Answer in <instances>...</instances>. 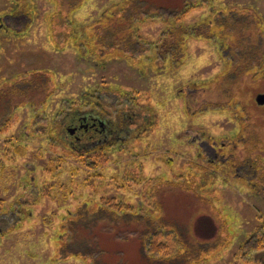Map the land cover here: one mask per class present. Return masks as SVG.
Returning <instances> with one entry per match:
<instances>
[{
	"label": "rangeland",
	"instance_id": "obj_1",
	"mask_svg": "<svg viewBox=\"0 0 264 264\" xmlns=\"http://www.w3.org/2000/svg\"><path fill=\"white\" fill-rule=\"evenodd\" d=\"M151 1L150 10L144 0H28L30 26L16 33L6 27L15 3L0 0V264H149L137 236L150 222H118L103 198L152 206V225L175 233L171 260L153 264H264V250H243L264 228V160L255 139L251 151L243 141L250 120L264 139V0L200 1L169 24L158 8L183 0ZM230 13L229 31L201 28ZM247 23L258 35L244 48L241 36L222 39ZM179 25L195 26L194 37L181 62L165 61L153 47ZM96 89L103 108L138 109L129 136L79 132L74 118ZM203 140L218 152L237 143L235 158L254 167L211 163ZM107 144L89 168L79 151Z\"/></svg>",
	"mask_w": 264,
	"mask_h": 264
},
{
	"label": "trees",
	"instance_id": "obj_2",
	"mask_svg": "<svg viewBox=\"0 0 264 264\" xmlns=\"http://www.w3.org/2000/svg\"><path fill=\"white\" fill-rule=\"evenodd\" d=\"M200 1H204V2H202L204 5L207 4L206 0H183L182 4H178V6L173 7L174 11H169V10L165 11L166 8L159 7L158 9L165 11L166 14L159 10L158 17L164 19L166 24H169L172 21L174 22L175 19L182 18V17L186 16L192 10L198 8V6L201 5ZM153 3L154 2H152L151 0H144V5L149 7L150 10L152 8H154L153 6H155V4H153ZM134 4H133V0H129L128 6L134 5ZM137 5L139 7H142L139 3ZM127 9L130 10V7H126V10ZM135 10L136 9H134V11ZM168 11H169V13H168ZM231 14L234 15V13H230V14H226V15L225 14L219 15V19H217L218 18V16H217L215 18V22H211L210 24L205 25L201 28L202 29L206 28L208 31L211 30V32H212V29H218V28L219 29H226V31H229V30H227V28H230V26H231V24H230L231 23L230 19L232 16ZM220 16H223V18ZM124 21H125L124 22V24H125L124 28L127 27L129 29V27H132V25H131L133 22L132 17L130 18V20H128V17H127V19ZM212 23H214L216 25H211ZM194 28H196V27L195 26L193 28L191 26L185 27L183 25L175 26V27H173V29L170 28L168 31H166L162 34L159 43L155 45L156 47L155 46L154 47L152 46V47H153V49H155V51H157L159 58H161L165 61H168L169 59H171L172 61H178L177 59H180L179 62H181L183 55H184V46L187 43V40H189V38H191L194 35L193 33H191V32H193L192 29H194ZM256 28H257V26H254V25L250 26L249 25V27L246 30L244 29V30L240 31V33H238V31H231V32H226V33L222 34V32H221V34L223 35L222 39H226L227 37L228 38L229 37L238 38L239 36H241V37H239V40L241 41L240 43L242 45L239 44L237 46V48L238 47L240 48V46L244 48L247 45L246 43H247V40L249 38H251V40H253V37H255V35L256 36L258 35L257 31L255 30ZM197 31H198V29L196 30V33H197ZM220 31H222V30H220ZM212 33L215 35L214 32H212ZM196 35L200 36V37L205 36L203 34H196ZM123 37H124V35H123ZM127 37H131V36H127ZM205 38H207V37H205ZM178 53L181 57H178L179 56V55H177ZM258 58H259V56H258ZM260 60H262V59H260ZM260 60L258 59V61H257L258 66L261 65ZM247 62H248L247 60H245V62H243V61L238 62V64L235 66V70L238 72H244L246 70L245 68L248 66ZM243 69H245V70H243ZM233 84H235V82H232L231 85H229V87H226L225 88L226 90L225 91L223 90L224 92L222 91L223 97H227L228 95L232 96L231 86H233ZM218 87H219V85H218ZM104 89H107V88H104ZM98 91H101V90L96 89V90L91 92L93 95H89L90 96L89 102H92L90 104V107H92L93 105L97 106L98 103L101 104L100 97L97 94H95V92L97 93ZM217 93H218V91H217ZM119 96H121V95H119ZM93 99H94L95 103H93V101H91ZM127 102H130V101H126V103ZM120 106H121V100L114 106L115 108L119 109L118 113H117V119H119V121H121V118L123 117L122 116L123 114H121V107ZM129 108H132V106L130 105ZM77 112H79V111H77ZM84 113L85 112H82L81 113L82 115L77 114L79 116H76L74 118V120L77 117H83ZM55 131H57V130H55ZM254 131L255 130L250 129V132L248 131L247 134L250 133L252 138H257L258 137L257 133H255ZM87 136H88V134H87ZM256 144H258V143H256ZM112 146H113V144H107L106 147H103V146L100 147L99 146V147L92 149V150H88V151L85 150L83 152L79 151V154L86 157V161L90 160L93 163V164L90 163L91 166L89 165V168L97 170L99 163L103 164L101 162V159L104 158L106 148H109ZM256 148H254V153L258 152L257 154L261 155L262 154L261 153L262 147L257 145ZM98 174H95V177H98L99 176ZM99 177H102V176L100 175ZM102 202H103L102 210H104L105 212L111 213L113 215L114 219H118V222L121 220V223L137 224V225L139 224V226L142 229H143V223H146L147 221L150 222L151 226H148V228H146V226H145L142 233L137 236L139 238L141 244H142L143 251L145 252V255L149 261V264L150 263L153 264L154 261L171 260L172 255H171L169 242L171 241V239L173 238L175 233L169 231V229H167L166 227L162 228V226H160V225L159 226L158 225L157 226L152 225L153 220L150 219L151 214L149 213V208H148V207H152V206L148 205L147 209H146L145 205L139 204V205L135 206L131 203H126V202L120 201V200L118 201L115 198H109V199L103 198ZM117 225H119V224H117ZM243 250L245 251V253L247 255H252L255 252H259V251L264 250V228H261L260 230H258L245 243V245L243 246Z\"/></svg>",
	"mask_w": 264,
	"mask_h": 264
},
{
	"label": "flooded vegetation",
	"instance_id": "obj_3",
	"mask_svg": "<svg viewBox=\"0 0 264 264\" xmlns=\"http://www.w3.org/2000/svg\"><path fill=\"white\" fill-rule=\"evenodd\" d=\"M15 3L14 9L12 10L7 16L6 18L10 21L7 22V31H13L16 33H22L25 30H27V28L30 26V21L26 20L24 21V17L26 15V9H28L26 7V2L28 0H13ZM102 105H100L98 103L97 106H92L87 108V111L84 113L83 117H77L74 122L75 124L78 122V120H80L79 122V132H82L83 135H87L88 134V138H95L96 136L100 137L101 139H107V138H111L114 136L119 137L120 131L121 134L124 132H126V135L129 136L131 134V130L135 129V125H137V118L135 120H133L134 116H138L140 119L141 114L138 111V109H133V108H123L121 107V114H123L121 121H119V119H117V113H118V108L112 107V109H106L101 107ZM136 110V111H134ZM128 114V115H127ZM244 123L246 124V121H244ZM249 125L247 128V132H250L253 129V122H251V120L249 121ZM94 136V137H93ZM77 137V136H75ZM249 137H251L252 140V136L251 134H247V136H243V141L246 144L247 149L249 150V147L251 146V143L248 142L249 141ZM257 137V136H256ZM255 139L254 143H258L256 144L259 145L260 147L264 148V139H261L260 137L257 138H253ZM203 143V146H202ZM201 143V150L203 152L202 156H205L206 158H208V154H207V150H210L212 152V154L214 155V159L210 160L211 163H226L229 165H233L237 170H241L240 168H245L246 166H248L249 168L254 167L253 165L249 164L250 162V157L247 156V158H245L244 160H237V158H235L234 156V152L236 151V146L237 143L233 142V146H231V144H226V143H222V145H220V149H225L227 148L228 151L227 152H218V149L216 147V145L212 146L209 144V142L204 141ZM253 143V142H252ZM246 149V150H247ZM251 151V150H249ZM248 151V152H249ZM254 151V150H253ZM264 149L262 150V154L260 156H262L263 160H264ZM258 158V154L257 157L255 158V161L258 163L259 159ZM258 165V164H257ZM226 166V165H224Z\"/></svg>",
	"mask_w": 264,
	"mask_h": 264
},
{
	"label": "water",
	"instance_id": "obj_4",
	"mask_svg": "<svg viewBox=\"0 0 264 264\" xmlns=\"http://www.w3.org/2000/svg\"><path fill=\"white\" fill-rule=\"evenodd\" d=\"M258 104L263 105L264 104V94H260L256 98Z\"/></svg>",
	"mask_w": 264,
	"mask_h": 264
}]
</instances>
